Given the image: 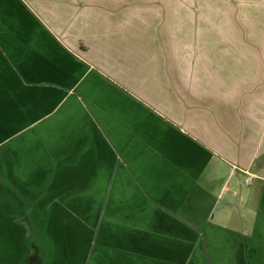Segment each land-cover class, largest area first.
Masks as SVG:
<instances>
[{
    "label": "crops",
    "instance_id": "1",
    "mask_svg": "<svg viewBox=\"0 0 264 264\" xmlns=\"http://www.w3.org/2000/svg\"><path fill=\"white\" fill-rule=\"evenodd\" d=\"M0 264H264V0H0Z\"/></svg>",
    "mask_w": 264,
    "mask_h": 264
},
{
    "label": "rangeland",
    "instance_id": "2",
    "mask_svg": "<svg viewBox=\"0 0 264 264\" xmlns=\"http://www.w3.org/2000/svg\"><path fill=\"white\" fill-rule=\"evenodd\" d=\"M216 1H218V0H216ZM214 5H217V2L214 3ZM227 6H230V9L234 10L235 12L239 10V5H237V3H232L231 5H228L227 2H224L222 7H220V5L218 4V7L216 9L214 8V12L216 11L218 13H221L223 9L229 8Z\"/></svg>",
    "mask_w": 264,
    "mask_h": 264
}]
</instances>
